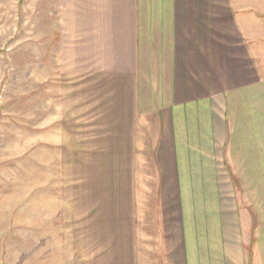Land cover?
I'll return each mask as SVG.
<instances>
[{"label":"crops","instance_id":"obj_1","mask_svg":"<svg viewBox=\"0 0 264 264\" xmlns=\"http://www.w3.org/2000/svg\"><path fill=\"white\" fill-rule=\"evenodd\" d=\"M207 4L62 0L77 66L119 81L106 161L118 225L101 264H264V34L239 32L236 12L227 44ZM126 155H144L134 177L112 169ZM251 207L262 220L247 242L230 232Z\"/></svg>","mask_w":264,"mask_h":264},{"label":"rangeland","instance_id":"obj_2","mask_svg":"<svg viewBox=\"0 0 264 264\" xmlns=\"http://www.w3.org/2000/svg\"><path fill=\"white\" fill-rule=\"evenodd\" d=\"M206 1L227 44L238 33L236 12L246 16L239 32L264 34V0ZM62 6V0H0V264H101L110 227L118 225L106 161L110 94L117 95L119 81L77 66ZM148 12L149 6L144 17ZM142 156L132 164L126 155L112 169L122 165L134 177ZM237 188L246 194V186ZM243 211L230 233L239 227L249 242L262 219L252 207Z\"/></svg>","mask_w":264,"mask_h":264}]
</instances>
